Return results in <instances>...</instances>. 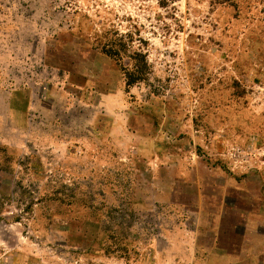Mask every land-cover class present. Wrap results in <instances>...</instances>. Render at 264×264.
Masks as SVG:
<instances>
[{
  "label": "rangeland",
  "instance_id": "1",
  "mask_svg": "<svg viewBox=\"0 0 264 264\" xmlns=\"http://www.w3.org/2000/svg\"><path fill=\"white\" fill-rule=\"evenodd\" d=\"M0 264H264V0H0Z\"/></svg>",
  "mask_w": 264,
  "mask_h": 264
},
{
  "label": "trees",
  "instance_id": "2",
  "mask_svg": "<svg viewBox=\"0 0 264 264\" xmlns=\"http://www.w3.org/2000/svg\"><path fill=\"white\" fill-rule=\"evenodd\" d=\"M111 44L113 45H110V43L108 45H105L104 52L107 53L108 55H121V52H122L121 49L116 48V45H114V43H111ZM136 55H143V54L136 53ZM144 75H145V71L143 67H136L134 70L126 73L127 86H131L135 82L144 79Z\"/></svg>",
  "mask_w": 264,
  "mask_h": 264
}]
</instances>
